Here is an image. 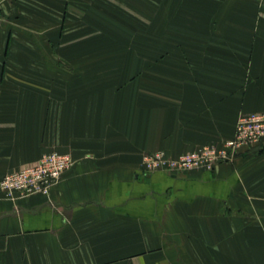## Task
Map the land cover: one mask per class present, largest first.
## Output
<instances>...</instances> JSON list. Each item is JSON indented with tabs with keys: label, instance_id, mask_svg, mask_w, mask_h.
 <instances>
[{
	"label": "crops",
	"instance_id": "1",
	"mask_svg": "<svg viewBox=\"0 0 264 264\" xmlns=\"http://www.w3.org/2000/svg\"><path fill=\"white\" fill-rule=\"evenodd\" d=\"M264 111V0H0V180L50 151L47 195L0 193V264H264V140L146 172Z\"/></svg>",
	"mask_w": 264,
	"mask_h": 264
},
{
	"label": "built area",
	"instance_id": "2",
	"mask_svg": "<svg viewBox=\"0 0 264 264\" xmlns=\"http://www.w3.org/2000/svg\"><path fill=\"white\" fill-rule=\"evenodd\" d=\"M264 140V111L240 114L232 138L219 145L206 144L179 156L156 151L143 157L146 172L162 171L181 175L192 170L212 171L217 165L232 162L237 155L259 145ZM69 154L50 151L32 166L13 171L0 180V193L7 198H22L33 194L47 195L61 175L70 168Z\"/></svg>",
	"mask_w": 264,
	"mask_h": 264
}]
</instances>
